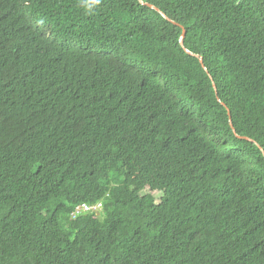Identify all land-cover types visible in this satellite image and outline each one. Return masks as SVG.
<instances>
[{"label":"trees","instance_id":"trees-1","mask_svg":"<svg viewBox=\"0 0 264 264\" xmlns=\"http://www.w3.org/2000/svg\"><path fill=\"white\" fill-rule=\"evenodd\" d=\"M0 264H264V0H0Z\"/></svg>","mask_w":264,"mask_h":264},{"label":"built area","instance_id":"built-area-1","mask_svg":"<svg viewBox=\"0 0 264 264\" xmlns=\"http://www.w3.org/2000/svg\"><path fill=\"white\" fill-rule=\"evenodd\" d=\"M90 208L91 207H89V206H87L85 204H82L81 206L76 207V209L74 211V214L79 213V212L84 211V210H88Z\"/></svg>","mask_w":264,"mask_h":264},{"label":"water","instance_id":"water-1","mask_svg":"<svg viewBox=\"0 0 264 264\" xmlns=\"http://www.w3.org/2000/svg\"><path fill=\"white\" fill-rule=\"evenodd\" d=\"M149 6H150L151 8H154L155 10L158 11V9L155 8L154 6H152V5H150V4H149ZM183 37H184V30H182V32H181L180 41H179L180 44H182V39H183ZM199 62L202 63L201 57H199Z\"/></svg>","mask_w":264,"mask_h":264},{"label":"bare ground","instance_id":"bare-ground-1","mask_svg":"<svg viewBox=\"0 0 264 264\" xmlns=\"http://www.w3.org/2000/svg\"><path fill=\"white\" fill-rule=\"evenodd\" d=\"M139 1H140V0H139ZM82 204H84V203H82ZM82 204H78V205H76V206L74 207L73 211L71 212V216L78 215V213L74 214V211H75L76 207L81 206ZM85 205H87V206H89V207L92 206V205H89V204H85ZM94 208H95V207H94ZM88 210H89V209H88ZM88 210H86L85 212H87Z\"/></svg>","mask_w":264,"mask_h":264},{"label":"rangeland","instance_id":"rangeland-1","mask_svg":"<svg viewBox=\"0 0 264 264\" xmlns=\"http://www.w3.org/2000/svg\"><path fill=\"white\" fill-rule=\"evenodd\" d=\"M86 210H84V211H81V212H79L78 214H82V213H84Z\"/></svg>","mask_w":264,"mask_h":264}]
</instances>
